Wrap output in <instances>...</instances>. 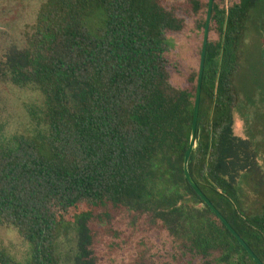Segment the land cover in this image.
<instances>
[{
  "label": "trees",
  "instance_id": "trees-1",
  "mask_svg": "<svg viewBox=\"0 0 264 264\" xmlns=\"http://www.w3.org/2000/svg\"><path fill=\"white\" fill-rule=\"evenodd\" d=\"M208 6L40 5L0 59V80L41 94L29 111L44 127L0 145V227L29 248L23 261L0 248L1 264H257L184 174ZM188 31L194 60L182 63L169 37ZM263 43L264 0H214L188 169L264 264V142L252 139L264 136ZM240 103L248 139L233 133ZM248 177L263 187L253 205Z\"/></svg>",
  "mask_w": 264,
  "mask_h": 264
},
{
  "label": "rangeland",
  "instance_id": "rangeland-1",
  "mask_svg": "<svg viewBox=\"0 0 264 264\" xmlns=\"http://www.w3.org/2000/svg\"><path fill=\"white\" fill-rule=\"evenodd\" d=\"M47 0H0V59L5 52L13 45L18 47L24 44V33L28 26L36 21L37 11L40 5ZM173 50L172 55L182 63H191L194 60V49L196 40L193 32L188 31L184 35H171L169 37ZM264 58V43L262 47ZM175 82V78H174ZM42 105L41 94L33 88H18L12 84H6L0 80V145L6 143L11 137L22 134H35L44 130L43 125H39L30 115V109L37 110ZM234 125L233 133L235 136L248 139L249 132H254L253 122L246 114V109L240 103L233 112ZM257 133V132H256ZM264 133V132H262ZM253 142L256 147L264 136L255 134ZM263 148L260 146V149ZM258 152V165L263 167L264 155ZM247 173V172H246ZM240 173L237 176V182L240 180ZM244 183V187L249 190L250 203L256 204L258 197L255 188H263L252 180ZM96 232L101 229L103 233L104 226L95 224ZM63 248H68L67 238H62ZM0 248L9 252L19 261L26 259L28 255V245L22 240L14 229L0 227Z\"/></svg>",
  "mask_w": 264,
  "mask_h": 264
},
{
  "label": "water",
  "instance_id": "water-1",
  "mask_svg": "<svg viewBox=\"0 0 264 264\" xmlns=\"http://www.w3.org/2000/svg\"><path fill=\"white\" fill-rule=\"evenodd\" d=\"M213 5H214V0H209L208 13H207L206 25H205V29H204L203 42H202V51H201V56H200L197 91H196V99H195V103H194V115H193L192 129H191V138H190L189 147H188V149L185 153V157H184V174H185L187 181L189 182V184L191 185V187L195 191V193L213 211V213L219 218V220L227 227V229L232 233V235L242 245V247L246 250V252L252 257V259L257 264H263V262L251 250V248L246 244V242L243 240V238L236 232V230L231 226V224L226 220V218L212 204V202L207 198V196L200 190V188L197 186V184L193 180V178L189 172V169H188V163H189L190 157H191L192 152L196 146L198 114H199L202 81H203V75H204L205 60H206L207 45H208V38H209V31H210Z\"/></svg>",
  "mask_w": 264,
  "mask_h": 264
},
{
  "label": "crops",
  "instance_id": "crops-1",
  "mask_svg": "<svg viewBox=\"0 0 264 264\" xmlns=\"http://www.w3.org/2000/svg\"><path fill=\"white\" fill-rule=\"evenodd\" d=\"M245 139V138H244Z\"/></svg>",
  "mask_w": 264,
  "mask_h": 264
}]
</instances>
